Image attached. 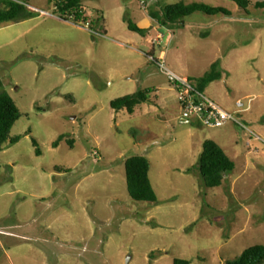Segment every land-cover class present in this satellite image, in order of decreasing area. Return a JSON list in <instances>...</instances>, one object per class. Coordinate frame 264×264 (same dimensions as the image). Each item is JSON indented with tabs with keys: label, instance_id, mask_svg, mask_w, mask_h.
Wrapping results in <instances>:
<instances>
[{
	"label": "rangeland",
	"instance_id": "374dc122",
	"mask_svg": "<svg viewBox=\"0 0 264 264\" xmlns=\"http://www.w3.org/2000/svg\"><path fill=\"white\" fill-rule=\"evenodd\" d=\"M25 1L36 16L0 25L3 88L22 114L10 132L21 139L0 151V264H227L264 244V0H83L82 23L62 19L53 0ZM180 1L231 15L129 29ZM162 50L197 88L218 61L221 78L203 92L240 123L181 120L174 85L150 59ZM147 89L134 113L111 106ZM207 139L235 163L213 188L199 169ZM134 155L151 162L155 203L129 194Z\"/></svg>",
	"mask_w": 264,
	"mask_h": 264
},
{
	"label": "trees",
	"instance_id": "16d2710c",
	"mask_svg": "<svg viewBox=\"0 0 264 264\" xmlns=\"http://www.w3.org/2000/svg\"><path fill=\"white\" fill-rule=\"evenodd\" d=\"M55 9L64 20L73 19L76 22H89L83 5V0H53ZM242 8L247 9L251 0H234ZM260 3H258L259 5ZM196 12H204L209 15L225 14L231 12L223 7L210 6L207 4L193 2H177L167 6L162 11H152L151 16L157 24L167 27L170 24L183 23V19ZM37 11L33 9L25 0H0V25L8 22H16L36 16ZM91 24L94 23L92 20ZM130 30L145 34L147 29L139 27L129 21ZM151 55V54H150ZM219 62L212 64V69L204 76L197 79L198 89L204 91L211 82L221 78V73L217 70ZM4 82L0 75V151L6 143L15 144L21 139V135L11 137L10 132L15 123L21 118V111L12 96L4 88ZM149 90H140L128 94L112 101L111 106L116 110L127 109L134 113L139 105L148 100ZM65 135H61L54 142V146L63 141ZM36 152L42 154L39 142L34 139ZM71 143V141H69ZM126 177L130 196L137 201L152 202L158 201V196L150 179L151 162L147 156L134 155L126 159ZM235 168L233 159L225 152L223 147L213 139H207L203 143V151L200 157L199 169L207 187L213 188L221 186L226 178V174ZM175 264H190L187 260L176 259ZM227 264H264V244H257L246 248L242 254L234 261Z\"/></svg>",
	"mask_w": 264,
	"mask_h": 264
},
{
	"label": "built area",
	"instance_id": "2783aa9c",
	"mask_svg": "<svg viewBox=\"0 0 264 264\" xmlns=\"http://www.w3.org/2000/svg\"><path fill=\"white\" fill-rule=\"evenodd\" d=\"M150 59L157 61L161 70L174 85L178 93L177 101L184 119L196 118L203 126L210 128L223 127L230 121L240 123L234 113L214 102L203 91L199 90L190 78L170 70L165 64L164 57L162 61H158L154 55H150ZM237 106L239 112L248 109L245 107L244 102L240 100L237 102ZM95 154L98 155V152L95 151Z\"/></svg>",
	"mask_w": 264,
	"mask_h": 264
},
{
	"label": "crops",
	"instance_id": "0c3cea01",
	"mask_svg": "<svg viewBox=\"0 0 264 264\" xmlns=\"http://www.w3.org/2000/svg\"><path fill=\"white\" fill-rule=\"evenodd\" d=\"M138 26L139 27H141V28H144V29H147L149 32H152L153 30H155L156 28H157V23H156V21L154 20V18L151 16V15H149L148 17L146 16V17H142L140 20H139V22H138ZM166 38V36H163L161 33H159L156 37H155V39L153 40V44L158 40V38ZM155 41V42H154ZM156 44H158V43H155L154 45H156ZM153 51H156V47H154V50ZM165 56V51L164 50H162V52H161V54H160V57H164ZM172 103L173 102H171L170 101V104H171V106H172ZM174 104V103H173ZM174 116V115H173ZM181 120H183V121H185V122H189V120L188 119H184L183 117H181ZM197 120V122L199 123V124H201L199 121H198V119H196ZM202 125V124H201Z\"/></svg>",
	"mask_w": 264,
	"mask_h": 264
},
{
	"label": "water",
	"instance_id": "95a60500",
	"mask_svg": "<svg viewBox=\"0 0 264 264\" xmlns=\"http://www.w3.org/2000/svg\"><path fill=\"white\" fill-rule=\"evenodd\" d=\"M31 7L36 10V8L34 6H31Z\"/></svg>",
	"mask_w": 264,
	"mask_h": 264
}]
</instances>
